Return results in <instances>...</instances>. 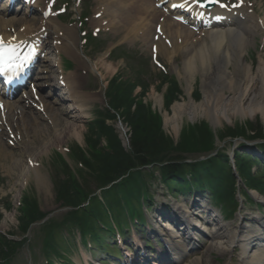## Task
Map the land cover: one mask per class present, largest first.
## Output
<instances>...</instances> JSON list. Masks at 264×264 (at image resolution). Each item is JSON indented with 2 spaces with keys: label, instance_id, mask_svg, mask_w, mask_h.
Returning <instances> with one entry per match:
<instances>
[{
  "label": "bare ground",
  "instance_id": "6f19581e",
  "mask_svg": "<svg viewBox=\"0 0 264 264\" xmlns=\"http://www.w3.org/2000/svg\"><path fill=\"white\" fill-rule=\"evenodd\" d=\"M121 1L124 2L122 6H127L123 11V15L113 11L109 12V18L118 17L117 23L119 26H117L116 29L118 32L126 30L127 36L124 40H128L130 45L137 42L146 43L150 38V25L156 20L158 12H155L152 7L148 6L149 0ZM107 7H110L109 4H107ZM98 8L102 16L107 14L106 9H102L103 4ZM130 9L135 12L136 21H140L138 27L133 28V26H131L134 17L130 19ZM242 16L244 17L243 20L234 17L232 21L229 22V20H224L226 17H223L221 20L224 21L216 25L212 26L206 24L205 26L209 27L208 30L201 32L198 38L193 42L188 44L184 43L182 46L179 43L181 42L180 39L191 37L192 34L185 29L177 28L178 26L169 21V19L165 20L166 17L163 15L162 18L165 21L163 20V22L159 24L160 32L157 38L153 37L155 34L151 33V39H155L154 42L158 45L157 53H159L160 56H164L165 59H168V56H172L175 53L181 56L183 59L181 63V72L183 76L180 80L185 84V93L187 95L191 93L197 79L199 80V86L202 92V107H196L190 101L184 105H174L171 108L172 118L166 119V124H175L184 116L187 118L199 116L208 122L212 135L217 137L216 132L220 127L221 121H224L225 124L229 123L227 119L228 114H232L234 118H238L239 120L260 117V119L264 121V60L259 57L258 66L254 70L253 75L251 64L246 58V50L254 46L255 37L257 35H264V20L260 22L259 19H255L254 17ZM108 19L101 20L99 23L107 30H114L115 24L107 23ZM22 22V20L17 21L14 18L3 20L1 16L0 34L5 35L6 28H11ZM21 30L22 33L16 32L14 36L18 34V36L24 35V38H29L39 32L36 27L27 25V23H25ZM65 34L67 41L71 43V48L68 49L69 55H71V49H73L74 52L76 50V44L72 40L74 34L69 31H66ZM168 41L171 47L166 48L161 42ZM262 43L263 46L260 45V50L263 52L264 42ZM103 70L105 74H108V71H114L111 65L105 64ZM62 81L67 92L71 91V85L67 78H63ZM58 95L68 99V97L65 96L66 94L61 93ZM73 101V107L69 108H72V111H75L76 114H83L84 111L79 105V102L75 99H72V102ZM161 102L160 98L155 99L157 105H161ZM45 103H47V110L49 112L54 111V108L50 107V104L53 103L50 101H45ZM18 110H20V107L15 103L8 106L6 121L13 129H16L13 126V120L17 117ZM61 112L62 114L67 113L66 110H62ZM197 113H199V115ZM23 115L24 118L28 116L24 111L22 112V116ZM172 119L173 122L171 121ZM49 120H51L50 126L54 125L58 136L63 134V131L61 132L58 127H74V125H69L70 120L60 119L58 116L52 114H49ZM73 122H76L75 119H73ZM19 123L23 125V131L26 132L28 127L25 120L22 118ZM28 125L31 130L37 128L43 135L46 133V130H50L47 126L41 127L31 121H29ZM171 131L175 136H178V127L171 125ZM74 135L77 136L76 131ZM53 136L54 138L56 137L55 135ZM45 139L47 138L45 137ZM2 163V168L8 166L6 173L8 169L18 172L19 167L22 166L21 160H9L6 154L2 156ZM33 170L36 171V169ZM32 175L35 180H37L35 183L37 185L36 188L42 190L45 196H48V187L45 180L41 179L37 172L32 173ZM215 231L214 241L210 242L209 245L204 248L200 256L192 258L182 264H212L214 263L211 258L213 254L223 256L235 247L234 244H238L241 247L242 255L239 257V262L241 263L244 261L242 256L243 253L246 254V252L243 239H240V227L221 225L220 228ZM237 238L239 239L237 240ZM184 252H187V247H185ZM247 253L250 256H247L248 260L245 261V264H264V251L250 249Z\"/></svg>",
  "mask_w": 264,
  "mask_h": 264
},
{
  "label": "rangeland",
  "instance_id": "374dc122",
  "mask_svg": "<svg viewBox=\"0 0 264 264\" xmlns=\"http://www.w3.org/2000/svg\"><path fill=\"white\" fill-rule=\"evenodd\" d=\"M260 1V0H259ZM262 2L264 3V0H262ZM121 6V5H119ZM133 14V13H132ZM154 26V24H153ZM152 32V29H151ZM119 38V37H117ZM133 48V47H130ZM142 57L139 60L141 61L146 54L147 50H144V48H142ZM251 54L248 55L247 59H249L253 66H255L257 63L256 59H252L250 58ZM169 59H172V61H167L165 59H161L165 68L164 71V76L169 77V76H176L175 73V67H178L176 62L179 60L178 56L175 55V58L170 57ZM119 64L121 65V63L119 62ZM142 64L145 66V62H142ZM137 65V64H136ZM118 66V65H115ZM148 66V64H147ZM152 66H148L147 69H145L144 75L145 78H147L148 82L152 85L149 92H148V99H146V101H144V103H146V108L149 110V107L151 108V110H154L159 114L160 117H156L153 120L149 121V126L147 125V122L145 120H141L139 119L137 121V131L134 135V139H132V141L134 142H139L142 141L143 139H148L149 137L151 138L149 141L152 142L154 140H156L157 138H159L160 136L154 135V130L159 129L160 131H162V135L165 136V138H168L172 141V147L174 146H178L180 144H183L184 147H188V150H193L191 148V145L196 141V139H200V134H211L212 132L206 128L204 126V124L206 123L205 120L201 117H182L180 121H178L175 124H166L165 121L166 119H171L172 115H171V107L174 106L175 104H186L187 101H190L193 103L194 106L196 107H202V94H201V89L199 86V83H197V85H195L194 89L192 90V95L191 97H193L192 100H189V97L185 94L184 88H183V83L182 86L180 85V88L182 90V96L178 98V101H176L174 104H172V106L170 108H167L166 105L165 107L162 109H159L157 104L155 103V101H153V98H155V96L157 94L161 95L160 92L163 91V88H159V81H160V73L158 72V70H156L155 68H153L152 70ZM137 71H140L141 68H135ZM179 69V67H178ZM143 71V69H142ZM123 75H128V73L125 71L122 73ZM254 75V74H253ZM130 76V75H128ZM252 77V76H251ZM250 77V78H251ZM161 80H164V78L162 77ZM159 88V92H157V89ZM152 94V95H151ZM152 96V97H151ZM162 96V95H161ZM195 99H197L198 101H195ZM164 101V99H163ZM100 106V101H96L92 104V108H91V112L90 113H94L97 110V107ZM151 113L149 112V117L151 118ZM199 115V113H197ZM147 119V117H145ZM227 119L229 120V123H226L224 121H221L220 127L217 130V134H219V143L221 144H216V146L218 145V151H225L226 149L230 148L232 143L228 142L227 139H224L223 141H221L224 137H225V132H229L231 130H236L238 132L241 131V127L243 128V126H251L254 130H256V127L258 128L257 124L259 123L260 126L264 127V124L262 123L260 117H254L252 119H248L245 118L244 120H239L238 118H234L232 114H228ZM173 122V119L171 120ZM79 128L78 131H80V137L82 140V144L81 146L83 147V138H84V127L82 124L77 123ZM193 124H199L198 126H196V130L197 133L190 135L187 134L185 136H181L180 132H182L183 128L186 125H193ZM171 125H175L176 127H178V136H175L173 134V132L171 131ZM61 131H64V129H62ZM123 131L124 128H118V134L119 136L123 137ZM205 132V133H204ZM68 132H65L61 135V138H58V140H62L63 142H66L69 144V146H72L74 144H76L77 142H75L73 139L68 138L67 135ZM180 134V136H179ZM63 137V138H62ZM52 138V137H51ZM214 138V137H211ZM164 141V138H161ZM205 139V138H204ZM57 142V141H56ZM132 142V143H134ZM180 143V144H178ZM135 144V143H134ZM230 145V146H229ZM36 146V145H35ZM43 145H37L36 146V150H34V154L37 156L35 157L38 160V157H40L42 159V163H44V165L47 167V171H45V176L44 178L45 183L48 187V196H45V193L36 188V186L34 185H29V189L28 187H26V190L30 191L31 196L34 198V200L38 203L41 212L45 213V214H51L50 218L51 219H59L62 215H63V210H61V207L57 204V202L54 199L55 196V190L53 189V184L51 182V174L55 172L60 171V167L57 166L56 164H53L51 162V156L49 155V153L46 156H42L43 150L44 149H40V147ZM50 145L47 146V148ZM207 148H204V151L206 152V154H203L205 156L210 155L211 153H207L211 147V146H205ZM46 148V149H47ZM225 148V149H224ZM45 151V150H44ZM228 151V150H226ZM10 154V153H8ZM193 158H199V155H191ZM202 156V155H201ZM13 157V156H12ZM12 157H9L10 159ZM186 157V156H185ZM182 158L184 159V156H182ZM8 168V166L6 167ZM21 169V168H20ZM13 171V170H12ZM6 175L5 174V169L0 170V194L2 196H0L1 198H7V200L9 201V203H16L18 202L19 198L22 196L23 193H21L22 187L16 186V181H12V182H8L6 179ZM4 180V181H3ZM82 186H85L86 184L82 181L81 182ZM28 185V184H27ZM41 193V194H39ZM21 193V194H20ZM4 203L5 205H7V201L4 199ZM10 211L6 214L1 215L0 216V229L4 230L5 232H9L12 233L16 236H20L18 231H16V222L13 219V213L16 211V209L13 206H10ZM3 225V226H2ZM46 227H39V226H35L31 229V233L28 237V244L27 247L25 246L23 249H21L14 257V259L12 260L11 264H44V260L42 255H44V242H43V231L45 230ZM78 239L75 236V239H71L70 240V244L72 246V248L74 249L73 254L70 256V258L73 261H76L78 258L81 259V255L78 253V247L75 245V243L77 244ZM65 248H67L69 250L68 252V256L70 255V249H69V245L65 246ZM81 248V247H79ZM97 255H99V252H95V255L93 256V260L97 257ZM57 257L56 259H54L55 261H57Z\"/></svg>",
  "mask_w": 264,
  "mask_h": 264
},
{
  "label": "snow or ice",
  "instance_id": "6c2138e0",
  "mask_svg": "<svg viewBox=\"0 0 264 264\" xmlns=\"http://www.w3.org/2000/svg\"><path fill=\"white\" fill-rule=\"evenodd\" d=\"M207 3H218L221 8L228 7V5L224 3H219V0H191V4L188 3V0H184L183 3L173 4L172 7L191 10L192 6L204 8ZM240 3H242V0H240ZM239 6L240 4L231 5V7ZM15 41L16 37L14 36L8 41H5L4 38L0 36V75L7 73L8 79H11L12 76L22 72L28 62L35 55V48L31 45L27 47L26 52L21 53V48L24 47V42Z\"/></svg>",
  "mask_w": 264,
  "mask_h": 264
},
{
  "label": "trees",
  "instance_id": "16d2710c",
  "mask_svg": "<svg viewBox=\"0 0 264 264\" xmlns=\"http://www.w3.org/2000/svg\"><path fill=\"white\" fill-rule=\"evenodd\" d=\"M127 107H129L127 105ZM138 114V113H137ZM137 114L131 116L128 112V110L124 111L123 112V116H124V121L127 122L130 126L134 127L137 125ZM134 132L136 131L135 128L133 130ZM133 132V133H134ZM112 133H110L108 136H109V142L111 143V145L114 147H118V151H119V154L121 153V155L119 156V158L115 159V163L117 164L120 160L123 162L125 160V162H123L121 165L119 166H122L124 163V165L122 167H119L118 169L120 170H123L125 169V167L127 166V161L129 162L128 160V157L119 149V146H118V143L115 139V137L111 135ZM151 138L149 137L148 139H143L142 141H139L137 142L136 144H133V152L134 154H137L136 156H138L141 161H142V154H150L152 152H155V151H158V150H155V149H158L160 148V142L157 140V141H152L150 142ZM120 159V160H119ZM140 161V162H141Z\"/></svg>",
  "mask_w": 264,
  "mask_h": 264
}]
</instances>
